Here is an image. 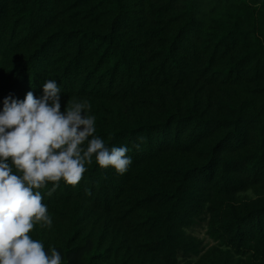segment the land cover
<instances>
[{
  "label": "trees",
  "instance_id": "obj_1",
  "mask_svg": "<svg viewBox=\"0 0 264 264\" xmlns=\"http://www.w3.org/2000/svg\"><path fill=\"white\" fill-rule=\"evenodd\" d=\"M46 79L62 110L90 102L95 134L133 160L40 189L53 224L30 234L46 250L264 264V0H0V110Z\"/></svg>",
  "mask_w": 264,
  "mask_h": 264
},
{
  "label": "clouds",
  "instance_id": "obj_2",
  "mask_svg": "<svg viewBox=\"0 0 264 264\" xmlns=\"http://www.w3.org/2000/svg\"><path fill=\"white\" fill-rule=\"evenodd\" d=\"M42 88L39 97L32 91L23 100L5 97L0 110V264H63L57 249L46 250L30 234L37 224H53L40 189L52 182L51 195L61 180L77 185L93 159L120 175L133 163L127 145L110 148L95 134L90 102L62 110L57 80L46 79Z\"/></svg>",
  "mask_w": 264,
  "mask_h": 264
},
{
  "label": "rangeland",
  "instance_id": "obj_3",
  "mask_svg": "<svg viewBox=\"0 0 264 264\" xmlns=\"http://www.w3.org/2000/svg\"><path fill=\"white\" fill-rule=\"evenodd\" d=\"M192 234H194L195 236L204 239L206 242H208L206 236H205V229H203L202 227L195 229L192 231Z\"/></svg>",
  "mask_w": 264,
  "mask_h": 264
}]
</instances>
